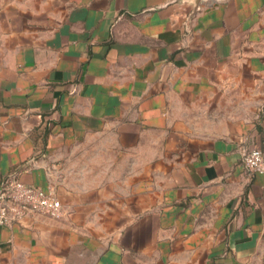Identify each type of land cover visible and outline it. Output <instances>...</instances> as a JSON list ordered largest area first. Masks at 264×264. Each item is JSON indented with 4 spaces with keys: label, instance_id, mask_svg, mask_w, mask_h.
I'll use <instances>...</instances> for the list:
<instances>
[{
    "label": "crops",
    "instance_id": "obj_1",
    "mask_svg": "<svg viewBox=\"0 0 264 264\" xmlns=\"http://www.w3.org/2000/svg\"><path fill=\"white\" fill-rule=\"evenodd\" d=\"M262 147L264 0H0V264H251Z\"/></svg>",
    "mask_w": 264,
    "mask_h": 264
},
{
    "label": "built area",
    "instance_id": "obj_2",
    "mask_svg": "<svg viewBox=\"0 0 264 264\" xmlns=\"http://www.w3.org/2000/svg\"><path fill=\"white\" fill-rule=\"evenodd\" d=\"M244 168L258 175L264 182V147L251 149L242 155ZM62 205L50 186L43 190L22 183L16 177L5 179L0 186V226H9L32 215H45L57 219Z\"/></svg>",
    "mask_w": 264,
    "mask_h": 264
},
{
    "label": "rangeland",
    "instance_id": "obj_3",
    "mask_svg": "<svg viewBox=\"0 0 264 264\" xmlns=\"http://www.w3.org/2000/svg\"><path fill=\"white\" fill-rule=\"evenodd\" d=\"M251 264H264V255L255 257Z\"/></svg>",
    "mask_w": 264,
    "mask_h": 264
},
{
    "label": "water",
    "instance_id": "obj_4",
    "mask_svg": "<svg viewBox=\"0 0 264 264\" xmlns=\"http://www.w3.org/2000/svg\"><path fill=\"white\" fill-rule=\"evenodd\" d=\"M200 0H195V6L197 7L199 4Z\"/></svg>",
    "mask_w": 264,
    "mask_h": 264
}]
</instances>
